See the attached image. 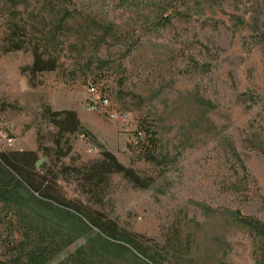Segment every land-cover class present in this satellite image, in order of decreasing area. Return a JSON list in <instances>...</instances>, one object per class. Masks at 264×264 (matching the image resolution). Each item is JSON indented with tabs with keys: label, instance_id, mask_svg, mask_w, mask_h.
I'll return each mask as SVG.
<instances>
[{
	"label": "rangeland",
	"instance_id": "rangeland-1",
	"mask_svg": "<svg viewBox=\"0 0 264 264\" xmlns=\"http://www.w3.org/2000/svg\"><path fill=\"white\" fill-rule=\"evenodd\" d=\"M73 2L99 25L81 21L65 32L61 67L32 79L30 50L4 52L0 4V134L14 140L6 150L35 152L47 168L113 153L151 185L138 189L113 174L93 196L66 175L61 192L136 235L163 264H264V237L243 220L264 222V0H163L168 22L158 20L164 7L155 0ZM90 81L107 94L106 109L130 115L127 123L89 111ZM45 107L79 113L86 133L66 135L57 147ZM143 121L156 133L154 163L128 150ZM69 146L70 155L55 159ZM5 219L0 207L1 261L22 239ZM80 244L48 264H63ZM128 249L106 264H151Z\"/></svg>",
	"mask_w": 264,
	"mask_h": 264
},
{
	"label": "trees",
	"instance_id": "trees-1",
	"mask_svg": "<svg viewBox=\"0 0 264 264\" xmlns=\"http://www.w3.org/2000/svg\"><path fill=\"white\" fill-rule=\"evenodd\" d=\"M155 1L159 9L164 7L157 14L158 20L168 22L164 14L169 6L163 0ZM0 4L6 9L2 15L5 17L4 52L30 50L33 62L27 72L31 79L61 67L65 43L59 41L65 32H72L81 21L96 23L90 16L84 17L73 0H0ZM91 29V25L87 26V31ZM110 31L105 29L102 42L98 45L105 43ZM69 39L66 43L73 48L75 45ZM87 87L95 88L103 99H109L96 81L88 82ZM253 97L251 95V99ZM43 112L57 130V147L66 135L86 133L73 110L53 111L45 107ZM135 137L128 150L138 159L154 163L157 141L153 127L145 121L141 122ZM53 151L46 150L44 155L52 157ZM71 152V146L63 154L62 151L55 152V159L60 160ZM39 161L35 152L0 150V207L10 227L16 226L22 232V239L11 246L10 252L14 256L8 261L0 260V264H48L79 241L82 244L68 255L63 264H106L108 256L115 258L122 251H129L128 248L151 264H163L157 254L145 251L136 235L119 229L109 220L102 221L91 216L81 204L68 200L58 184L60 177L76 176L83 192L96 196L113 174L122 175L138 189L148 188L151 181L143 180L136 171L125 167L106 150L99 161L82 167H58L57 161H53L52 167L42 164L37 168ZM243 220L253 232L264 237V222L254 218ZM94 230L98 233L96 238H91Z\"/></svg>",
	"mask_w": 264,
	"mask_h": 264
},
{
	"label": "built area",
	"instance_id": "built-area-1",
	"mask_svg": "<svg viewBox=\"0 0 264 264\" xmlns=\"http://www.w3.org/2000/svg\"><path fill=\"white\" fill-rule=\"evenodd\" d=\"M88 89L91 97L88 102V109L90 112L100 113L109 121H122L124 123H127L129 121V114L118 113L117 111L110 112V109H106L109 103V99H103L95 88L88 87ZM13 143L14 140L12 137L0 134V150L10 149Z\"/></svg>",
	"mask_w": 264,
	"mask_h": 264
},
{
	"label": "water",
	"instance_id": "water-1",
	"mask_svg": "<svg viewBox=\"0 0 264 264\" xmlns=\"http://www.w3.org/2000/svg\"><path fill=\"white\" fill-rule=\"evenodd\" d=\"M43 162H44V160L42 159V160H40L37 164H36V166H37V168H39L42 164H43Z\"/></svg>",
	"mask_w": 264,
	"mask_h": 264
},
{
	"label": "crops",
	"instance_id": "crops-1",
	"mask_svg": "<svg viewBox=\"0 0 264 264\" xmlns=\"http://www.w3.org/2000/svg\"><path fill=\"white\" fill-rule=\"evenodd\" d=\"M75 110H76V109H75ZM78 115H79V117H80L81 121H82V122H84V121H83V119H82V117H81V115H80L79 113H78Z\"/></svg>",
	"mask_w": 264,
	"mask_h": 264
}]
</instances>
